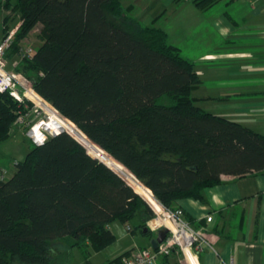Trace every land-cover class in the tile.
Returning a JSON list of instances; mask_svg holds the SVG:
<instances>
[{"label": "trees", "instance_id": "obj_1", "mask_svg": "<svg viewBox=\"0 0 264 264\" xmlns=\"http://www.w3.org/2000/svg\"><path fill=\"white\" fill-rule=\"evenodd\" d=\"M191 1L205 9L219 0ZM0 4L20 20L4 58L19 55L14 70L79 128L67 123L73 136L31 142L14 172L0 178V264H58L66 245L87 260L115 240V219L139 215L134 228L151 232L149 203L160 210L154 197L168 208L184 197L203 201L202 190L222 174L264 170V134L195 102L200 80L155 24L161 13L144 24L122 0ZM35 27L40 42L22 53L20 42ZM24 104L0 91V142ZM59 239L65 244L54 250Z\"/></svg>", "mask_w": 264, "mask_h": 264}, {"label": "crops", "instance_id": "obj_2", "mask_svg": "<svg viewBox=\"0 0 264 264\" xmlns=\"http://www.w3.org/2000/svg\"><path fill=\"white\" fill-rule=\"evenodd\" d=\"M154 1L147 0V4ZM157 1L160 6L144 9L141 16L135 4L146 0H122V4L131 6V14L139 21L143 17L144 24L161 13L155 24L166 31L167 41L192 62L200 80L192 89L200 107L264 134V0H219L205 9L191 0ZM11 59L13 65L19 55ZM5 61L8 64V59ZM202 194L203 201L192 197L176 201L188 221L205 229L210 242L198 252L195 262L190 256L191 263L264 264V170L222 174L220 181L205 187ZM209 214L212 218L206 221ZM117 221L120 227L114 225V220L109 224L115 240L92 251L85 259L87 264H93L90 258L94 252L104 251L106 263L127 250L152 248L150 240L157 230L146 232L147 227L137 229L129 222ZM180 258L182 252L174 250L160 256L155 264H163L164 260L167 264H182Z\"/></svg>", "mask_w": 264, "mask_h": 264}, {"label": "built area", "instance_id": "obj_3", "mask_svg": "<svg viewBox=\"0 0 264 264\" xmlns=\"http://www.w3.org/2000/svg\"><path fill=\"white\" fill-rule=\"evenodd\" d=\"M12 38V32H8L0 38V91L8 90L14 98L25 103L24 110L20 111L16 117V123L25 127L26 136L32 143L37 145L49 136L62 131L71 134L67 123H71L78 128L75 123L64 116L51 102L42 97L33 88L28 78L6 66L4 52L11 44ZM30 49L24 48L22 53L29 54L31 53ZM4 176L5 171H0V178ZM154 199L160 206V210H156L148 202L155 212V216L147 221V226L150 230L155 231L161 227H166L165 237L157 244L156 248L133 249L129 254L122 255L120 260L114 264H155L160 256L170 254L173 249L182 252V264H192L190 256L195 262L198 252L210 246L205 229L196 227L188 221L180 207L168 208L155 197ZM211 218L210 214L207 215L206 221H210ZM126 227L130 229L129 225H126Z\"/></svg>", "mask_w": 264, "mask_h": 264}, {"label": "rangeland", "instance_id": "obj_4", "mask_svg": "<svg viewBox=\"0 0 264 264\" xmlns=\"http://www.w3.org/2000/svg\"><path fill=\"white\" fill-rule=\"evenodd\" d=\"M0 1H2V0H0ZM135 5H136V13L140 16H141V11H143L144 9H145V11L151 10V9L154 10L156 8H152V7L160 6L159 2L157 0H155L154 2H151V3H148V4H147V0H146V3H141L139 5L135 4ZM140 21H142L141 23L145 22L143 17L140 19ZM4 23H6V25L7 26L9 25V26L7 27L5 25L6 27L2 28ZM19 24H20L19 14L17 12H15L12 8L5 9L0 4V35L2 33V36H3L5 34H7L8 32H12L14 34V32L17 30V27L19 26ZM38 31H39V28H36V27L31 30L30 35L26 39V41L24 40L21 43L23 46L21 49L31 48L30 52H33V50H35V48L37 47V45L40 42L38 39V36H37ZM21 44H20V46H21ZM12 60L13 59H11V58H10V61L8 59V64H6V66L10 70H12L18 74L23 75L21 72L14 70V68L11 64L13 62ZM31 146H32L31 141H29V139L26 137L25 130H23L18 125L13 126V130H12L10 136L7 139H5L4 141L0 142V168L5 169V177H4L5 179L8 178L14 172L15 162L23 160L25 154L27 153V151L30 149ZM100 161H102V160H100ZM102 162H104V161H102ZM117 220L118 219L114 220L115 221L114 225L120 224V223H118ZM129 223L132 224L133 226H137L140 223L139 215L134 216L129 221ZM120 226H121V224L119 225V227ZM65 241L66 240H64V239H59L57 241H54L52 243V247L55 250L58 248L59 245H61V244L64 245L65 243H63V242H65ZM50 254H52V252ZM105 254L106 253L104 251L98 252V253L94 252V255L90 258V262L93 264H103L105 262V257H107V256H105ZM180 259L182 260V258H180ZM55 262H57L58 264H87L85 262V256L82 252V249L75 247V246L69 247L68 245H66L64 247V249L60 251V258L57 259V261H55ZM54 264H56V263H54Z\"/></svg>", "mask_w": 264, "mask_h": 264}, {"label": "water", "instance_id": "obj_5", "mask_svg": "<svg viewBox=\"0 0 264 264\" xmlns=\"http://www.w3.org/2000/svg\"><path fill=\"white\" fill-rule=\"evenodd\" d=\"M144 230H146V227L144 228ZM166 232H167L166 227H161L156 231L155 236L150 240V245L152 246V248L157 247V244L161 242L165 237Z\"/></svg>", "mask_w": 264, "mask_h": 264}]
</instances>
